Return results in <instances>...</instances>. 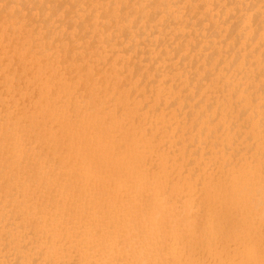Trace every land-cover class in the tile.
<instances>
[{"label":"bare ground","instance_id":"6f19581e","mask_svg":"<svg viewBox=\"0 0 264 264\" xmlns=\"http://www.w3.org/2000/svg\"><path fill=\"white\" fill-rule=\"evenodd\" d=\"M0 264H264V0H0Z\"/></svg>","mask_w":264,"mask_h":264}]
</instances>
